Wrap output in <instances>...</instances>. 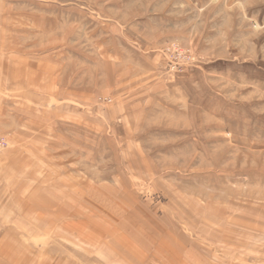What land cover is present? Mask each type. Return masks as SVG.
Instances as JSON below:
<instances>
[{
    "label": "rangeland",
    "instance_id": "374dc122",
    "mask_svg": "<svg viewBox=\"0 0 264 264\" xmlns=\"http://www.w3.org/2000/svg\"><path fill=\"white\" fill-rule=\"evenodd\" d=\"M24 49L86 101L54 106L53 180L22 160L0 264L263 262L264 0H0Z\"/></svg>",
    "mask_w": 264,
    "mask_h": 264
},
{
    "label": "crops",
    "instance_id": "0c3cea01",
    "mask_svg": "<svg viewBox=\"0 0 264 264\" xmlns=\"http://www.w3.org/2000/svg\"><path fill=\"white\" fill-rule=\"evenodd\" d=\"M62 76L63 72L54 70L52 64L38 62L35 52L24 49L7 56L0 54V135L9 142V147L0 154V214L21 212L15 189L22 179V160L30 168L36 166L32 170L35 181L53 180L52 168L36 162L39 151L45 153L53 148L52 119L57 109L54 106H61V110L70 108L66 116L83 117L80 107L86 101L84 82L64 81ZM6 181L12 191L8 195ZM4 244L6 240L2 237L0 245ZM259 258L258 264H264Z\"/></svg>",
    "mask_w": 264,
    "mask_h": 264
},
{
    "label": "built area",
    "instance_id": "2783aa9c",
    "mask_svg": "<svg viewBox=\"0 0 264 264\" xmlns=\"http://www.w3.org/2000/svg\"><path fill=\"white\" fill-rule=\"evenodd\" d=\"M8 145V142L6 140L5 137H3L2 135H0V151L5 149Z\"/></svg>",
    "mask_w": 264,
    "mask_h": 264
}]
</instances>
